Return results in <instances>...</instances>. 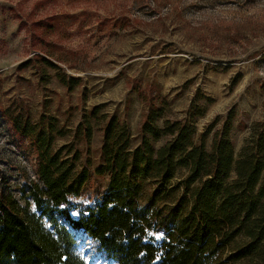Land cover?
<instances>
[{"label":"rangeland","instance_id":"374dc122","mask_svg":"<svg viewBox=\"0 0 264 264\" xmlns=\"http://www.w3.org/2000/svg\"><path fill=\"white\" fill-rule=\"evenodd\" d=\"M56 70L79 83L65 86ZM196 94L203 113L191 117ZM162 100L167 105L158 124L186 117L195 137L212 125L206 148L231 112L237 154L252 122L264 119V0H0V189L21 205L36 210L28 190L38 179L30 140L15 134L13 115L41 125L55 117L62 133L52 148L66 146L70 156L78 151L76 168L86 161L91 167L85 195L75 198L86 204L107 182L93 172L102 161L105 120L125 123L133 147L149 108ZM85 120L93 126L88 141L78 128ZM153 186L142 180L141 204ZM67 227L87 264H116L99 255L84 232Z\"/></svg>","mask_w":264,"mask_h":264},{"label":"trees","instance_id":"16d2710c","mask_svg":"<svg viewBox=\"0 0 264 264\" xmlns=\"http://www.w3.org/2000/svg\"><path fill=\"white\" fill-rule=\"evenodd\" d=\"M55 74L69 88L80 80L58 70ZM199 98L196 94L188 110L191 117L203 113ZM161 103L149 108L141 141L133 147L125 123L116 116L105 120L102 161L93 172L107 182L86 204L75 198L85 195L91 167L86 161L76 168L78 151L70 156L69 149L63 152L66 146L52 148L54 135L62 133L55 117L41 125L12 116L15 134L30 140L36 160L38 181L28 190L36 210L0 189V264H87L67 224L89 236L98 254L116 264H264V119L252 122L235 154L231 112L206 148L212 125L195 137L193 121L186 117H163L158 124L167 105ZM81 127L88 141L93 126L85 120ZM162 137L155 147L153 140ZM180 168L185 172L171 183ZM144 178L154 186L141 204Z\"/></svg>","mask_w":264,"mask_h":264}]
</instances>
